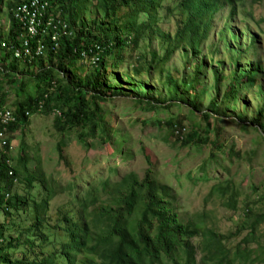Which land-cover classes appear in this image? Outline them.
<instances>
[{
  "label": "trees",
  "instance_id": "trees-1",
  "mask_svg": "<svg viewBox=\"0 0 264 264\" xmlns=\"http://www.w3.org/2000/svg\"><path fill=\"white\" fill-rule=\"evenodd\" d=\"M26 1L15 0L8 4L12 27L4 49L0 46L3 53L0 82L6 76L8 82L15 83L10 75L22 74L20 63H25L28 68L35 66L39 69L34 79L40 93H25L22 100L14 105L17 121L11 129L29 126L31 117L36 114L53 113L56 116V129L61 136L76 129L79 142L86 145L89 136H100L103 142L116 143L114 154L126 157L128 149L123 144L128 142V138L120 132L111 133L112 129L103 122L105 115L101 103L106 102L109 96L114 98L122 94L117 85L112 84V74L107 73L109 62L112 68L115 67L116 63L121 62L125 50L129 47L133 50L145 34L159 29L155 27L161 23L160 15L165 3L169 4L171 12L181 9L186 20L178 30V45L170 48L163 59L155 61V66L166 67L175 53L183 47L191 50L194 57H198L202 53V43L208 39L215 15L226 7H231L234 15L237 4L244 0H96V8L102 15L100 20L97 16L94 19L80 16V9L86 0H48L51 12L57 13L62 23L67 24L73 32L69 36L58 27L54 30V40L50 30L31 38L19 27L22 24L15 14ZM3 7L4 0H0V13ZM25 40L29 41L28 46H24ZM256 43L257 37L252 40L243 57H248L250 51L257 47ZM39 47H42L41 52H38ZM14 49L23 54L24 62L15 56ZM26 49L31 52V56L24 55ZM84 51L88 58L83 57ZM243 57L240 56L233 63L234 78L223 100L228 105L236 101L243 84L253 87L254 79L262 73V69L246 72L241 66ZM9 59L12 62L8 67L5 62ZM85 60L89 61V66L84 77L70 72V67L80 61L86 63ZM151 69L154 68L147 66V70ZM242 75L246 77L245 83L240 79ZM197 82V76L191 83H187L169 72L166 83L174 95L169 101L171 106L166 110L179 107L177 103L182 102L187 107L188 115L201 114L209 133L213 124L212 121L209 122L211 118L216 122L219 120L215 116L219 115L220 95L212 100L208 111L202 114L193 100L188 102L183 98V92L189 93L194 101L200 98L194 87ZM22 85L24 86V82ZM144 91L143 99H134L135 103L142 104L151 111L159 109L162 103L159 99H154L152 88L147 86ZM5 101V93L0 90V107L6 105ZM40 103L43 108L38 111ZM26 112H29V116L25 115ZM238 119L244 121L243 117ZM262 120L264 108L261 109L260 118L252 120L249 125H256L254 130L260 132L264 140ZM164 123L171 130L178 131L179 128L180 132L185 124L183 118L178 119L174 115L165 119ZM246 125L248 124L244 127H249ZM177 131L172 133L176 134ZM219 131L220 129H215L218 135ZM192 135L193 131L187 132L182 141L186 145H200L209 141L221 147L217 139ZM63 146V141L57 145L59 158H63ZM0 154V215L4 218L0 221V264H207L205 261L212 264H250V251L246 246L257 241L256 233L264 225V212L254 214L249 204L246 206V220L235 234L249 230L250 237L244 239L235 251L227 246L226 238L211 231L204 234V241L196 246L193 240L202 236L201 225L183 220L175 210L173 190L169 185L159 182L150 168L145 170L142 178L129 172L115 181H111V176L101 175L88 180L90 184L81 186L75 179L61 186L58 181L45 174L40 162L29 169L24 146L16 163L12 161L11 151ZM11 170L12 175L9 173ZM107 171L108 174L116 175L115 177L120 175L116 163L108 165ZM19 183L25 184L26 191L39 185L42 195H20L16 191ZM99 186L103 191L113 190L111 203L106 200L103 205L100 204ZM232 190L231 192V186L228 185L222 187L220 192L230 194L227 205L237 210L242 194L237 192L236 187ZM251 190L256 191L257 187L253 189L252 186ZM64 192L71 199L67 206H60L56 210L54 229L58 233L47 235L44 230L49 229V222L54 224L50 216L52 201L58 193ZM21 209L32 217L31 229L23 230L17 225L15 217ZM198 247H201L205 257L196 261ZM13 255L18 259H14Z\"/></svg>",
  "mask_w": 264,
  "mask_h": 264
},
{
  "label": "rangeland",
  "instance_id": "rangeland-1",
  "mask_svg": "<svg viewBox=\"0 0 264 264\" xmlns=\"http://www.w3.org/2000/svg\"><path fill=\"white\" fill-rule=\"evenodd\" d=\"M13 1L15 0H4L3 11L0 13V46L3 49L9 41L12 27L8 4ZM96 4V0H86L80 9V16L91 19L97 16L100 20L102 15ZM163 8L161 23L155 27L159 29L145 34L133 50L129 47L122 53L120 63L112 68L109 62L107 69V73L112 74V84H116L122 94L114 98L109 96L106 102L101 103L105 115L103 122L112 129L111 133L120 132L128 138V142L123 144L128 149V156L114 154L116 143L103 142L100 136H89L87 145L79 142L76 129L61 136L56 129L55 114L40 113L31 117L29 126L16 129L11 145L12 161L16 163L24 146L29 169L40 162L45 174L54 178L61 186L75 179L81 186L90 184L88 180L101 175L111 176V181H115L129 172L142 178L145 170L150 168L159 182L169 185L173 190L175 210L183 220L201 225L202 236L193 240L196 246L201 245L204 234L211 231L226 238L227 246L235 251L244 239L250 237L249 230L235 234L246 220V206L250 204L254 214L264 212V140L260 132L254 130L257 126L249 125L252 120L260 118L261 109L264 108V0H244L237 4L234 15L231 7L217 13L210 25L208 39L201 45L200 56L194 57L191 50L183 47L164 68L155 66V61L163 59L170 48L178 45L176 37L178 30L185 24L186 16L179 8L171 12L168 3ZM255 37L257 47L250 51L248 57H243ZM2 54L0 49V67L3 65ZM240 56L243 57L241 66L246 72L262 69V73L254 79L253 87L243 84L236 101L228 105L223 100L234 78L233 63ZM153 58L155 59L152 60ZM11 62L9 59L5 66L9 67ZM88 62H78L70 67V72L84 77L88 72ZM20 66L22 74L10 75L15 83L8 82L6 76L0 82V90L4 91L7 102L5 106L14 109V105L22 100L25 93H40L34 79L39 69L35 66L28 68L25 63H20ZM147 66L154 69L149 71ZM237 70L240 71L239 68ZM169 72L187 83H191L197 76L198 82L194 87L200 98L194 101L187 92H183V98L188 102L193 100L202 114L208 111L212 100L220 95L219 115L215 116L219 120L216 122L211 118L209 122L212 121L213 124L209 133L201 114L188 115L187 107L182 102L177 103L179 107L166 110L171 106L169 101L174 95L166 83ZM240 79L245 83L244 75ZM147 86L152 88L154 99H159L162 103L155 111L134 101L143 99ZM173 115L178 119L183 118L185 124L181 132L179 128L178 131L171 130L164 123L165 119ZM239 117H243L244 121H239ZM245 124L249 127H244ZM217 128L220 129L219 135L215 132ZM173 131L177 133L174 134ZM189 131H193L192 136L198 134L207 136L210 140L217 139L221 147L209 141L200 145H186L182 140ZM60 141L64 142L63 158H59L57 152ZM113 163L120 170L117 177L107 173L108 165ZM228 185L231 186V192L236 187L237 192L242 194L237 210L227 205L230 194L220 192L222 187ZM252 186L253 189L257 187V190L252 191ZM98 189L99 201L102 202L100 204L103 205L106 200L110 202L113 190L103 191L101 186ZM16 191L22 196L42 195L39 185L26 191L25 184L19 183ZM70 199L67 192L57 194L50 210L53 222L56 221L57 208L67 206ZM3 219L0 215V221ZM15 220L23 230L32 228L33 219L23 209L17 213ZM55 225V222H49V229L44 230V233H58L54 229ZM256 239V242L246 246L250 251L249 263L264 264V225L259 227ZM204 257V252L198 247L196 261ZM230 257L233 258L232 255ZM13 258L18 259L15 255Z\"/></svg>",
  "mask_w": 264,
  "mask_h": 264
},
{
  "label": "built area",
  "instance_id": "built-area-1",
  "mask_svg": "<svg viewBox=\"0 0 264 264\" xmlns=\"http://www.w3.org/2000/svg\"><path fill=\"white\" fill-rule=\"evenodd\" d=\"M49 4L47 0H27L18 8V13L16 12L15 16L19 23L22 25H18L22 28L27 34L33 38L38 35H42L47 33L49 30L52 33V40H54V30L60 27L63 30L64 34H68L69 36L73 35V32L69 30L67 24L62 23V21L53 17L48 13ZM29 41H24V46H28ZM42 51V47L38 48V52ZM91 51V50H90ZM15 56L20 58L21 61H25L23 58V54L14 49ZM25 56H31V52L26 49ZM83 57L88 58L87 53L83 52ZM88 61V60H87ZM86 61V62H87ZM43 108V104H39L38 111H41ZM16 109L11 108L9 106L0 107V153H9L13 149L12 140L14 139L16 130L11 129L12 125L16 123L17 119L15 116ZM25 115L29 116V112H26ZM1 156V154H0ZM10 162V161H8ZM10 175L13 174L11 170Z\"/></svg>",
  "mask_w": 264,
  "mask_h": 264
},
{
  "label": "clouds",
  "instance_id": "clouds-1",
  "mask_svg": "<svg viewBox=\"0 0 264 264\" xmlns=\"http://www.w3.org/2000/svg\"><path fill=\"white\" fill-rule=\"evenodd\" d=\"M48 4H49V8H48V13L51 14L53 17H57L59 18L58 15H54L52 12H51V4L49 3V1L47 0ZM60 19V18H59Z\"/></svg>",
  "mask_w": 264,
  "mask_h": 264
}]
</instances>
